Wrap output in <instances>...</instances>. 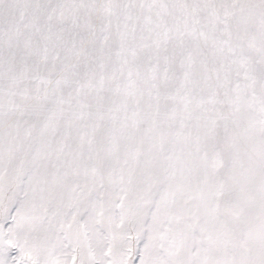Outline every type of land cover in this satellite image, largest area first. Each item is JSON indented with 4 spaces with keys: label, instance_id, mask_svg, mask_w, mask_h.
I'll use <instances>...</instances> for the list:
<instances>
[{
    "label": "snow or ice",
    "instance_id": "snow-or-ice-1",
    "mask_svg": "<svg viewBox=\"0 0 264 264\" xmlns=\"http://www.w3.org/2000/svg\"><path fill=\"white\" fill-rule=\"evenodd\" d=\"M0 264H264V0H0Z\"/></svg>",
    "mask_w": 264,
    "mask_h": 264
}]
</instances>
